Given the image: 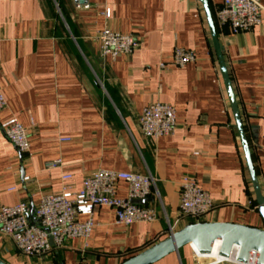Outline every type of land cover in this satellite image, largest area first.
Returning <instances> with one entry per match:
<instances>
[{"label": "crops", "instance_id": "0c3cea01", "mask_svg": "<svg viewBox=\"0 0 264 264\" xmlns=\"http://www.w3.org/2000/svg\"><path fill=\"white\" fill-rule=\"evenodd\" d=\"M0 0V209L21 202L35 211L49 194L78 193L99 170L151 175L160 198L147 199L157 220L119 225L98 207L94 229L47 257H26L0 235L8 264H121L195 223H230L264 229L246 156L214 50L202 0ZM225 0H209L235 99L260 186L264 179V11L262 23L233 34L217 24ZM264 8V0H262ZM109 13V17L106 16ZM135 35L138 47L112 59L96 37L106 31ZM176 47L195 63L173 64ZM154 103L176 109L177 128L158 140L140 130ZM17 119L28 133L20 153L1 125ZM62 139H69L62 142ZM60 160L56 169L48 162ZM70 178L65 180L64 177ZM195 179L213 207L200 221L180 211L181 184ZM117 196L128 197L121 181ZM86 221V217L81 218ZM185 246L155 264H205Z\"/></svg>", "mask_w": 264, "mask_h": 264}, {"label": "built area", "instance_id": "2783aa9c", "mask_svg": "<svg viewBox=\"0 0 264 264\" xmlns=\"http://www.w3.org/2000/svg\"><path fill=\"white\" fill-rule=\"evenodd\" d=\"M76 10L85 11L90 5L82 0H74ZM262 0H225L216 15L217 24L228 26L233 34L248 32L262 23L264 8ZM109 17V13H106ZM103 56L118 59L130 55L138 47L135 35H126L110 30L100 33L96 39ZM196 53L176 47L173 51V64L185 67L195 63ZM8 104L0 91V113ZM177 128L176 109L170 104L154 103L147 106L140 118V130L150 139L158 140L174 135ZM7 140L20 152L27 153L30 147L28 133L17 119L1 125ZM69 139H62L68 142ZM60 160L46 163V169H56ZM65 176L64 179H69ZM128 185V197L117 196L119 182ZM264 197V179L261 182ZM160 198L156 181L151 176L113 170H99L87 178L78 193L62 192L44 196L31 215L27 203H19L0 209V235L9 237L16 249L26 257L43 258L62 250L66 243L77 239L87 242L93 232V215L98 207L114 210L119 225L130 227L139 223L157 220V211L133 204V200H144L151 196ZM213 207V200L195 179L186 178L181 184L180 211L194 221L202 220ZM86 217V221L81 218ZM170 234L174 232L170 230ZM193 251L197 257L208 260L205 264H242L236 254L231 259L203 256ZM253 254L248 264H256Z\"/></svg>", "mask_w": 264, "mask_h": 264}, {"label": "water", "instance_id": "95a60500", "mask_svg": "<svg viewBox=\"0 0 264 264\" xmlns=\"http://www.w3.org/2000/svg\"><path fill=\"white\" fill-rule=\"evenodd\" d=\"M211 32L214 50L220 66L224 85L227 89L236 126L246 156L247 167L254 187L260 217L264 223V197L257 174L253 167L251 152L245 128L233 91L229 72L225 63L221 42L209 7V0H202ZM135 205H145L147 199L133 200ZM33 211H31V215ZM191 246L203 256L231 259L236 254L237 262L248 264L253 254L257 255L256 264H264V229H257L230 223H195L171 234L168 238L149 249L125 260L121 264H155L172 253H178L185 246ZM0 264H8L0 259Z\"/></svg>", "mask_w": 264, "mask_h": 264}]
</instances>
